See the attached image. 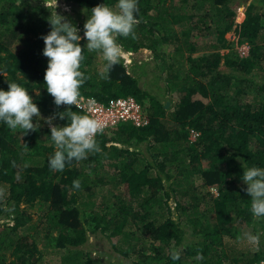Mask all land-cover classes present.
I'll return each mask as SVG.
<instances>
[{"label":"trees","instance_id":"trees-1","mask_svg":"<svg viewBox=\"0 0 264 264\" xmlns=\"http://www.w3.org/2000/svg\"><path fill=\"white\" fill-rule=\"evenodd\" d=\"M64 1L76 5V16L66 18L80 35L87 19L82 9L117 3ZM232 2L138 0L135 38H119L127 52L107 79L100 75L103 54L84 48L80 70L86 79L79 98L108 103L131 96L147 123L104 129L96 136L100 151L63 172L48 166L56 148L45 122L25 135L0 123V183L8 188L0 199V264H6L9 250V264H45L47 252L59 254L61 264L264 260V217L252 215L241 179L243 168L264 167V0H247L236 23ZM0 5V88L7 90L9 82L25 86L40 112L55 117L56 126L68 123L57 114L69 108L85 115L75 105L57 107L47 93L42 36L51 30V13L42 0H0ZM230 31L235 37L228 41L224 36ZM209 35L221 42L210 43ZM17 41L22 47L11 50ZM160 44L173 49L158 62ZM201 46L209 50L199 52ZM242 46L247 53L239 56L235 48ZM142 48L152 53V67L147 59L137 63L128 57ZM224 48L229 52L222 54ZM174 56L183 66L170 64ZM164 96L171 101L168 109ZM76 179L80 190L72 188ZM104 185L112 193L105 202L96 199L95 191ZM36 200L42 203L40 212H28ZM38 228L45 232L40 239L33 233ZM247 229L259 237L254 250L238 246ZM89 233L106 238L119 260L83 252ZM174 251L180 253L178 260L170 259Z\"/></svg>","mask_w":264,"mask_h":264},{"label":"clouds","instance_id":"clouds-1","mask_svg":"<svg viewBox=\"0 0 264 264\" xmlns=\"http://www.w3.org/2000/svg\"><path fill=\"white\" fill-rule=\"evenodd\" d=\"M42 3L51 13L47 18L51 30L42 36L45 45L43 55L48 58L44 75L47 93L54 98L57 107H77L80 89L86 79L80 70L85 58L84 48L103 54L106 63L100 75L107 79L112 68L125 58L119 38H135L134 30L139 23L138 0H117L114 7L105 2L90 10L82 9L87 16L83 37L74 23L57 12L58 0H42ZM82 39L87 42L83 47L80 43ZM57 115L61 120L67 117L68 123L60 127L53 124L55 117H42L29 89L22 84L9 82L7 90L0 88V123L13 131L21 130L25 135L29 131H37L39 121L43 119L50 125V139L56 148L47 159L48 166L53 171L63 172L73 161H81L89 153L100 151L96 136L103 132V126L92 116L76 114L70 108ZM241 179L246 185L244 191L251 199L252 215L264 217V167L243 168ZM72 188L80 190L81 181L73 180ZM211 191L216 192L213 188ZM247 238L252 241L259 239L251 233L247 234ZM179 258L178 251L171 253L170 259Z\"/></svg>","mask_w":264,"mask_h":264},{"label":"rangeland","instance_id":"rangeland-1","mask_svg":"<svg viewBox=\"0 0 264 264\" xmlns=\"http://www.w3.org/2000/svg\"><path fill=\"white\" fill-rule=\"evenodd\" d=\"M246 2H247V0H233V2L231 4V9L234 11V20H235L234 22L235 23L239 22L242 19L243 12H244L245 7H246ZM58 3H59V6L57 8V12L59 14L64 15L65 17H66V15H69L72 17L76 16L77 8H76L75 4L65 2L64 0H58ZM83 35L84 34H82L81 36L83 37ZM234 37L235 36H234L233 31L226 33L224 36V38H226L228 41L233 40ZM203 40H204V38L202 37V41ZM209 40H210V43L214 42V43L219 44L221 42L220 39L216 40L213 36H210V35L207 38V41H209ZM261 43L264 44L263 41H261ZM206 46H207V44H206ZM21 47H22V42L17 41L12 45L11 50L16 51ZM244 47H247V46H244ZM158 48H159L158 49L159 54L156 57V58H158L157 59L158 62L162 58V55H163L162 53L169 54V51H171L173 49L172 46L171 45L168 46V44H160V46ZM242 48H243V46L240 48L239 47L235 48V51H238L239 56H240V54L243 55L242 53H240V49H242ZM206 50H209V49H206L205 47L203 48V46L199 47V49H198L199 52H204ZM244 51L246 52V50H244ZM124 52L126 54L127 51L125 50ZM129 52H130L131 56H128V57L131 58L132 60H134L135 62L137 61V63H139L142 61V59H145V60L147 59L149 61V66H151V67L153 66V61H152L153 55L148 49L142 48V49L135 51V52H131V51H129ZM220 52L222 54H225V53L229 52V49L227 50L226 48H224V49L220 50ZM177 59H178V57L174 56L173 61L170 60V64H173V65L175 64V69L177 67L183 66L182 63H179L181 60H177ZM221 68H224V67L221 66ZM152 87L155 89V91L158 89L157 84H153ZM166 101H169V105L166 108V109H168L169 106L171 105V103H170L171 101H170L169 96H164V98H162L163 103H165ZM143 113L145 114V112H143ZM42 117H50V116H46V115L42 114ZM39 122H45V121L43 119H41ZM168 122L170 123V121H168ZM53 123H54V120H53ZM45 124H47V123H45ZM47 125L50 126L49 124H47ZM54 149H55V147H54ZM109 189H110V185L95 187L96 199L102 200L104 202L111 200L112 193L109 191ZM7 191H8L7 186L3 183H0V197L3 196V194H6ZM0 199L3 200L2 197ZM3 207H4V205H3ZM40 207H43L42 203L40 201L36 200L34 202L32 209L28 210V212H31V213L36 212V211L40 212ZM248 232L251 233L249 229L243 231V234H244L243 239H242L243 241H241L240 244L238 245L239 248L242 250H251V249L254 250L253 241L249 240L246 236L247 234H249ZM33 233L36 235L37 239H40V238H42V236L44 235L45 232L38 228ZM146 247H147V252H148L149 251V245L147 244ZM81 249L83 250V252H88L92 257H94V258L97 257L101 260L116 261V259L118 258V257H116V253H114L112 251L111 245H110V243L107 242V239L104 237H100L99 235L96 236L93 234L91 235L89 233V239H88L87 243H85L84 245L81 246ZM10 253H11V250L7 251L8 258L5 260L6 264L10 263V260H11V254ZM47 253L48 254L43 255L44 256L43 262H45V264H61L59 254L53 255V254H50V252H47ZM117 260H119V259H117Z\"/></svg>","mask_w":264,"mask_h":264},{"label":"built area","instance_id":"built-area-1","mask_svg":"<svg viewBox=\"0 0 264 264\" xmlns=\"http://www.w3.org/2000/svg\"><path fill=\"white\" fill-rule=\"evenodd\" d=\"M240 53L246 55L247 47L243 46ZM77 108L81 109L85 115H90L98 120L103 126V130L121 122H130L137 127L147 123L140 104L131 96L118 98L108 103L101 102L92 96L81 97ZM195 135L192 132V138ZM258 264H264V260Z\"/></svg>","mask_w":264,"mask_h":264},{"label":"water","instance_id":"water-1","mask_svg":"<svg viewBox=\"0 0 264 264\" xmlns=\"http://www.w3.org/2000/svg\"><path fill=\"white\" fill-rule=\"evenodd\" d=\"M168 105H169V101H166V102L164 103V107L167 108Z\"/></svg>","mask_w":264,"mask_h":264}]
</instances>
